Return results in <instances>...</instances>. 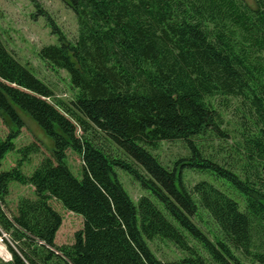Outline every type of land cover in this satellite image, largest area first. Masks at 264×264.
I'll return each instance as SVG.
<instances>
[{"label":"trees","instance_id":"16d2710c","mask_svg":"<svg viewBox=\"0 0 264 264\" xmlns=\"http://www.w3.org/2000/svg\"><path fill=\"white\" fill-rule=\"evenodd\" d=\"M65 1L77 36L70 41L51 23L59 44L41 47L39 56L67 71L77 89L71 100L48 101L51 88L0 38V114L18 124L0 138V165L22 126L17 108L53 142L30 175L21 160L0 170V237L11 257L0 264H246L235 251L264 264V0ZM230 109L239 132L224 150L232 160L221 163L201 146L226 135L222 114ZM100 136L132 162L107 152ZM176 140L189 154L168 168L153 151ZM68 149L81 158L80 179L66 163ZM184 166L221 179L240 200L205 179L187 188ZM115 167L155 200L133 202ZM10 181L35 194L19 198L14 213L6 203ZM52 199L82 216L70 244L54 241L62 216ZM200 211L219 239L194 221ZM155 237L186 255L158 259L147 245Z\"/></svg>","mask_w":264,"mask_h":264},{"label":"rangeland","instance_id":"374dc122","mask_svg":"<svg viewBox=\"0 0 264 264\" xmlns=\"http://www.w3.org/2000/svg\"><path fill=\"white\" fill-rule=\"evenodd\" d=\"M246 1L253 4V0ZM51 23L55 25L59 33L66 39L75 40L78 32L77 17L65 0H0V38L4 46L32 74L51 88L53 96L48 101L56 103L58 98L64 101L71 100L75 96L77 89L71 85L67 71L51 65L39 56L41 47L59 44L58 35L52 32ZM17 111L22 121V126L17 136L13 139L14 147L1 160L0 170H8L21 160V171L26 175H30L44 156H50L53 142L26 111L20 108H17ZM222 117L221 129L226 135L220 139L213 138L204 141L201 149L205 155H212L221 163H225L232 160L224 150L234 142V137L238 136L239 118L236 110L233 109L225 111ZM17 129L18 124L16 122L8 120L0 114V138H4L10 130ZM100 140L103 147L111 155H116L132 162L113 142L102 136H100ZM28 144H34L36 151L25 154L22 149ZM153 154L157 156L164 166L172 168L176 160L182 156H187L189 152L180 140H176L161 141L158 148L153 151ZM66 163L73 175L80 179L82 177V164L79 154L68 149L66 151ZM134 166L142 171L136 164ZM114 171L117 179L121 182L133 202H136L142 195L149 196L155 200L149 190L143 188L126 171L118 167H115ZM181 179L187 188H191L199 180H208L219 186L230 196L240 200V196L231 187L224 184L221 179L196 168L182 167ZM23 196L33 198L35 196L33 188L28 184L23 185L17 181H10L6 196V203L10 212H15L16 204L19 198ZM51 204L62 216L61 225L55 235V243L58 245L72 243L74 233L82 228V216L66 210L60 202L53 199ZM193 219L211 240L215 241L220 238L216 226L204 211H200L199 216ZM189 243L202 255L207 256V253L195 240L189 238ZM147 245L153 254L162 261H172L186 255L184 251L178 249L167 239L155 237L147 240ZM235 254L241 261L249 264L248 259L244 258L239 252L235 251ZM10 258L7 246L3 242L2 237H0V259L9 261Z\"/></svg>","mask_w":264,"mask_h":264}]
</instances>
